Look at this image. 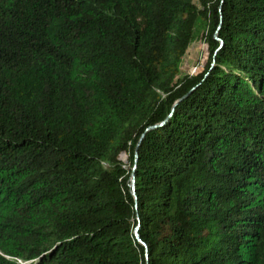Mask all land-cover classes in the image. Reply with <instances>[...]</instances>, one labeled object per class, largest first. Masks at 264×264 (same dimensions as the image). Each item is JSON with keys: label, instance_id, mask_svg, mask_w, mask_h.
<instances>
[{"label": "trees", "instance_id": "16d2710c", "mask_svg": "<svg viewBox=\"0 0 264 264\" xmlns=\"http://www.w3.org/2000/svg\"><path fill=\"white\" fill-rule=\"evenodd\" d=\"M145 263L264 264V0H0V264Z\"/></svg>", "mask_w": 264, "mask_h": 264}, {"label": "rangeland", "instance_id": "374dc122", "mask_svg": "<svg viewBox=\"0 0 264 264\" xmlns=\"http://www.w3.org/2000/svg\"><path fill=\"white\" fill-rule=\"evenodd\" d=\"M207 59V48L203 40H194L182 58L180 65V74L183 73H196L203 67ZM125 160V158H122ZM128 168V165H125Z\"/></svg>", "mask_w": 264, "mask_h": 264}, {"label": "water", "instance_id": "95a60500", "mask_svg": "<svg viewBox=\"0 0 264 264\" xmlns=\"http://www.w3.org/2000/svg\"><path fill=\"white\" fill-rule=\"evenodd\" d=\"M214 34H215V32H214ZM216 40H218L219 41V44H221V41H220V39H218L215 35L213 36ZM176 103V101L173 103V105ZM155 125H151V126H149L148 128H152V127H154ZM133 167V166H132ZM130 191H131V193L133 194V197H135L134 196V190H133V173H132V171H131V174H130ZM133 234L135 235V237H136V239L143 245V246H145L144 245V243L143 242H141L140 240H139V238H138V236H137V234H136V228H134V230H133ZM146 264V263H145Z\"/></svg>", "mask_w": 264, "mask_h": 264}, {"label": "built area", "instance_id": "2783aa9c", "mask_svg": "<svg viewBox=\"0 0 264 264\" xmlns=\"http://www.w3.org/2000/svg\"><path fill=\"white\" fill-rule=\"evenodd\" d=\"M16 261H20V259H16Z\"/></svg>", "mask_w": 264, "mask_h": 264}]
</instances>
